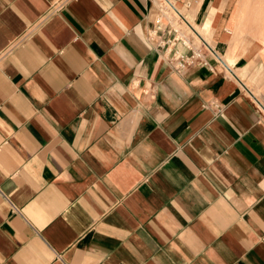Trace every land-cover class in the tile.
Wrapping results in <instances>:
<instances>
[{
    "label": "crops",
    "instance_id": "0c3cea01",
    "mask_svg": "<svg viewBox=\"0 0 264 264\" xmlns=\"http://www.w3.org/2000/svg\"><path fill=\"white\" fill-rule=\"evenodd\" d=\"M160 6L0 0V264H264L262 112Z\"/></svg>",
    "mask_w": 264,
    "mask_h": 264
},
{
    "label": "bare ground",
    "instance_id": "6f19581e",
    "mask_svg": "<svg viewBox=\"0 0 264 264\" xmlns=\"http://www.w3.org/2000/svg\"><path fill=\"white\" fill-rule=\"evenodd\" d=\"M227 1L216 0L217 11L223 10ZM161 9L163 15L167 16L174 25L182 23L184 28L192 31L197 41L201 44L204 43L213 53L215 50L219 59L228 65L234 75L242 81L243 91L264 113V82L261 81L262 77H260L264 75V72H261L254 80H247L243 72L246 70L245 68L232 67V64L240 56L248 60L251 58L252 61L257 57L264 63V0H234V7L230 9L232 16V19L229 20L230 26L221 36V40L226 44L225 50L222 52L217 48V41L214 39L216 29L213 24H202L194 21L197 6L186 7L173 0H162ZM258 30L261 31L260 34L257 32ZM229 71L228 74L230 75ZM230 76L233 78L232 75Z\"/></svg>",
    "mask_w": 264,
    "mask_h": 264
},
{
    "label": "rangeland",
    "instance_id": "374dc122",
    "mask_svg": "<svg viewBox=\"0 0 264 264\" xmlns=\"http://www.w3.org/2000/svg\"><path fill=\"white\" fill-rule=\"evenodd\" d=\"M199 1V0H198ZM164 3V2H163ZM178 3V2H177ZM161 4V3H160ZM179 5H181L180 3H178ZM195 6H197V5H191L190 7H195ZM232 6V7H231ZM234 7V0H229L228 1V3H227V7H226V13L227 12H229V10L230 9H232ZM160 9H161V6H160ZM163 12V11H162ZM162 12L159 10V9H157V14H156V19H159V16L160 15H162ZM217 13V5L215 4V5H213V4H211V6L209 7V9H208V11H207V14H206V16H205V18L203 19V21L201 22L202 24H212V18L214 17V15ZM229 15H230V20L232 19V16H231V14L229 13ZM159 21V20H158ZM169 24V23H168ZM170 26H171V24H170ZM172 27V26H171ZM174 27V26H173ZM172 27V29H174ZM175 30V29H174ZM176 31V30H175ZM180 32V31H179ZM184 32H185V34H186V37H183V36H181L182 34L181 33H183V32H180V34L181 35H178V33H177V31H176V36H175V38H177V39H179V38H182L185 42H186V44H188V46L189 47H192V48H194L195 47V45L197 44H199L200 46H202V44L199 42V41H197V39H196V37L193 35V33H192V31L191 30H189L188 28H185V30H184ZM258 32V34H260L261 33V31L260 30H258L257 31ZM252 39V38H251ZM198 50V49H197ZM260 52V51H259ZM258 53V52H257ZM259 54V53H258ZM260 60V63L261 64H263V68H264V63H263V61L261 60V59H259ZM250 62V64L253 62L251 59L249 60ZM263 72H264V69H263ZM260 77H262L261 78V81H263L264 82V75L263 76H260ZM243 93L254 103V105L256 106V103L251 99V97L247 94V93H245L244 91H243ZM262 112V111H261ZM262 115H263V118H264V113L262 112Z\"/></svg>",
    "mask_w": 264,
    "mask_h": 264
},
{
    "label": "built area",
    "instance_id": "2783aa9c",
    "mask_svg": "<svg viewBox=\"0 0 264 264\" xmlns=\"http://www.w3.org/2000/svg\"><path fill=\"white\" fill-rule=\"evenodd\" d=\"M183 46H185L186 48L189 49L190 53L188 55H184V54H181V53H178L176 54L174 57H175V60L178 61L179 63V66L181 68H187L189 67L194 61L196 60H201L203 58V55H204V51H211L210 49H208L204 43L202 44V46L197 50V52L189 47L186 42L182 39V38H179L178 39Z\"/></svg>",
    "mask_w": 264,
    "mask_h": 264
}]
</instances>
